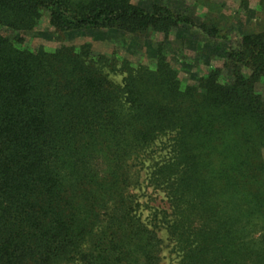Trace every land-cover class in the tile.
<instances>
[{"label": "trees", "instance_id": "trees-1", "mask_svg": "<svg viewBox=\"0 0 264 264\" xmlns=\"http://www.w3.org/2000/svg\"><path fill=\"white\" fill-rule=\"evenodd\" d=\"M44 12L63 34L141 40L151 61L21 48ZM182 15L158 0H0V28L15 34L0 35V264H159L154 224L132 211L129 162L163 134L148 183L166 198L177 264H264V36L184 84L164 53Z\"/></svg>", "mask_w": 264, "mask_h": 264}, {"label": "rangeland", "instance_id": "rangeland-1", "mask_svg": "<svg viewBox=\"0 0 264 264\" xmlns=\"http://www.w3.org/2000/svg\"><path fill=\"white\" fill-rule=\"evenodd\" d=\"M170 10L183 14L190 23L170 33L165 46V55L171 66L177 71L184 84L193 83V76L205 74L211 68L223 69L221 58L223 50H238L244 36L262 34L264 36V0H158ZM146 0H132V4L141 5ZM99 33L63 34L51 25L48 13L44 12L39 23L32 31L19 33V46L36 51L44 49L53 51L60 47H79L90 44L95 53L117 59H127L133 64L149 63L147 50L142 41H113ZM0 35L7 38L15 36L10 30L0 28ZM150 41L164 42V36L151 33ZM108 79L122 85L124 74L106 71ZM249 75L248 70H244ZM256 92L264 99V76L255 86ZM171 135H160L140 157L129 162L133 196V214L140 216L148 226L161 238L162 252L159 264H177L176 254L171 252V244L164 225L161 212L167 210L164 193L148 183L152 166L167 157ZM264 159V150L262 151ZM158 215V220L153 221ZM88 243L84 246L87 247Z\"/></svg>", "mask_w": 264, "mask_h": 264}]
</instances>
